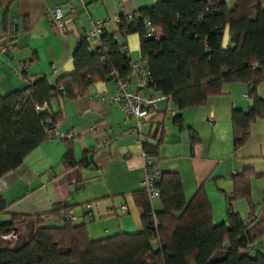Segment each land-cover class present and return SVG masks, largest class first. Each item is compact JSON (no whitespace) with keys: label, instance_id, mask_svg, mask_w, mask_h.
<instances>
[{"label":"trees","instance_id":"trees-1","mask_svg":"<svg viewBox=\"0 0 264 264\" xmlns=\"http://www.w3.org/2000/svg\"><path fill=\"white\" fill-rule=\"evenodd\" d=\"M117 17L116 30L104 29L94 49L82 37L78 40L73 71L59 78L57 87L39 77L24 89L0 95V178L49 139L47 119H62L60 112L35 106L57 96L83 95L93 79L109 80L110 71L127 74L130 58L120 39L132 33L139 36L140 58L151 76L149 88L167 96L175 125L181 123V110L204 105L220 94L223 84H249L250 107L230 114L232 146L246 141L250 123L264 110V99L256 95V86L264 87V0H233L232 7L222 0H160ZM145 20L156 29L155 37L146 36ZM61 142L66 151L60 164L67 169L75 164L71 139ZM141 147L157 155L158 143L142 141ZM86 163L84 156L79 164ZM233 186L225 198V220L218 225L211 222L203 190L186 200L180 178L172 172H163L156 184L160 210L152 209L144 190L133 193L142 223V231L135 234L90 239L84 224L64 219L58 208L30 217L11 215L0 221V264H264V255L247 253L264 241V201L258 214L252 207L243 219L231 203L248 199L249 183L238 176ZM4 206L0 195V214ZM21 226L27 234L16 239ZM6 235L13 238L4 239Z\"/></svg>","mask_w":264,"mask_h":264},{"label":"crops","instance_id":"crops-1","mask_svg":"<svg viewBox=\"0 0 264 264\" xmlns=\"http://www.w3.org/2000/svg\"><path fill=\"white\" fill-rule=\"evenodd\" d=\"M159 1L0 0V95L24 89L39 77L57 87L59 78L72 73L74 46L93 21L106 20L107 30L115 31L119 14L131 15ZM222 1L233 6V0ZM54 7L61 11L63 33L55 29L47 15ZM120 40L130 61L141 60L137 34ZM135 83L131 78L129 89L138 96L159 97V92L149 87L137 89ZM249 87L247 83L223 84L220 94L207 98L204 105L181 110L179 126L172 122L175 111L168 112L167 99L158 98L156 110L141 128L142 141L158 143L154 156L157 167L162 173L178 175L185 199L197 189L203 190L213 225L225 220V198L232 193L234 177L243 176L249 183L248 199L231 203L243 219L252 207L258 214L264 201V110L250 123L246 141L232 146L231 110L246 111L250 107ZM115 89L111 79L95 78L85 94L76 93L71 99L57 96L46 104L52 113L62 116L56 121L58 131L70 130L73 134L70 154L75 164L62 168L66 151L63 142L49 138L40 143L19 166L0 178L5 204L1 216L30 217L53 208L63 215L70 210L74 223L84 224L93 240L142 231L133 200V193L141 189V141L134 121L125 119L120 107L112 102ZM256 95L264 99L262 84L256 86ZM209 114L215 120L212 125L205 120ZM84 156L87 163L80 165ZM150 203L153 210L161 209L158 197ZM250 250L264 255V241Z\"/></svg>","mask_w":264,"mask_h":264},{"label":"built area","instance_id":"built-area-1","mask_svg":"<svg viewBox=\"0 0 264 264\" xmlns=\"http://www.w3.org/2000/svg\"><path fill=\"white\" fill-rule=\"evenodd\" d=\"M50 19V23L53 24L55 29L63 33L64 28L62 24V14L58 7L50 9L47 13ZM117 19V17H115ZM144 26L146 29V36L155 37L156 29L150 24L148 20L144 21ZM107 27L106 20H95L91 23L89 30L84 31L82 38L86 40L91 49H94L99 43V36ZM264 75V71H263ZM110 79L115 83V91L112 94V102L116 103L125 119H132L135 123V131L138 133V140L142 142L143 138L140 136L143 121L154 113L156 110L157 99H167L164 94H159V97L154 94H150L146 97H140L135 92L129 89V80L131 78L135 79V86L137 89L148 88L151 84V76L149 70L145 67L141 60L130 61L128 72L125 76L120 77L115 71H110ZM61 91V88H58ZM38 111H46V103L40 106H35ZM206 122L210 125L214 123V118L211 114L207 115L205 118ZM45 132L48 138H56L59 141L71 139L72 132H59L58 124L52 122L50 119L46 121ZM94 126L90 128L93 130ZM140 160L142 164V180L140 182L141 189L144 190L149 200L157 196L156 184L159 182L162 172L157 167V161L154 156L146 153L144 150L140 152ZM90 209V206H87ZM64 219L73 221L75 220L74 214L68 210L63 215ZM4 239L13 238L12 235H6ZM248 249V248H247Z\"/></svg>","mask_w":264,"mask_h":264},{"label":"rangeland","instance_id":"rangeland-1","mask_svg":"<svg viewBox=\"0 0 264 264\" xmlns=\"http://www.w3.org/2000/svg\"><path fill=\"white\" fill-rule=\"evenodd\" d=\"M2 220H7V219H5V217H3V216H1L0 215V221H2ZM46 224H51L50 222L49 223H46ZM22 227V229L19 231V233L16 235V239L18 238V237H25V235L27 234V230H26V227L25 226H21ZM15 239V240H16ZM250 256H255V254L257 253V251L255 250V251H253V250H250V251H248L247 252Z\"/></svg>","mask_w":264,"mask_h":264}]
</instances>
